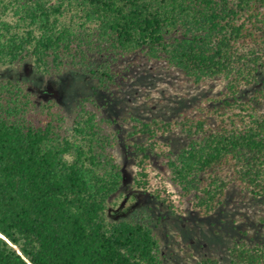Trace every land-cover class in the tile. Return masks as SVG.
<instances>
[{"label": "trees", "instance_id": "obj_1", "mask_svg": "<svg viewBox=\"0 0 264 264\" xmlns=\"http://www.w3.org/2000/svg\"><path fill=\"white\" fill-rule=\"evenodd\" d=\"M142 53L198 87L226 83L214 123L186 118L192 141L169 159L173 183L205 216L234 185L263 199L264 0H0V65L84 70L96 96L114 82L113 62ZM36 99L27 84L0 81V264H164L148 223L108 216L124 176L117 136L88 108L96 98L81 99L71 124L57 101ZM230 257L264 264V243H236Z\"/></svg>", "mask_w": 264, "mask_h": 264}, {"label": "rangeland", "instance_id": "obj_2", "mask_svg": "<svg viewBox=\"0 0 264 264\" xmlns=\"http://www.w3.org/2000/svg\"><path fill=\"white\" fill-rule=\"evenodd\" d=\"M101 60H98L100 63ZM93 65V64H91ZM113 83L103 89L84 70L69 69L51 77L37 72L33 61L0 65V81L27 84L37 103L55 100L71 124L81 99L93 96L90 110L108 122L117 136L113 150L123 171V185L108 208L110 220L133 219L148 223L161 244L164 264H198L202 259L230 263L236 243H264V198L255 200L245 189L232 186L223 204L205 216L195 208L193 196H186L172 181L168 162L173 154L188 147L186 118L214 123L216 102L227 94L226 83L198 87L182 71L153 62L146 54L112 63ZM170 123L169 130L156 134L137 133L141 123ZM148 156L145 158V156ZM145 171L146 178L139 173ZM145 184V187L143 185Z\"/></svg>", "mask_w": 264, "mask_h": 264}]
</instances>
